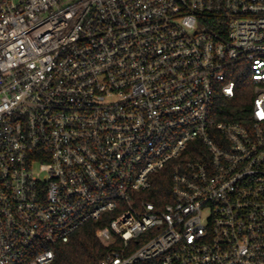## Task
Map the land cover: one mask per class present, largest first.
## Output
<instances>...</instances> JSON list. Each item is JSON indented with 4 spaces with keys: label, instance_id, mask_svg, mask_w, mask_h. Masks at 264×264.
I'll use <instances>...</instances> for the list:
<instances>
[{
    "label": "built area",
    "instance_id": "1",
    "mask_svg": "<svg viewBox=\"0 0 264 264\" xmlns=\"http://www.w3.org/2000/svg\"><path fill=\"white\" fill-rule=\"evenodd\" d=\"M88 223L97 264H264V0H0V264Z\"/></svg>",
    "mask_w": 264,
    "mask_h": 264
},
{
    "label": "trees",
    "instance_id": "2",
    "mask_svg": "<svg viewBox=\"0 0 264 264\" xmlns=\"http://www.w3.org/2000/svg\"><path fill=\"white\" fill-rule=\"evenodd\" d=\"M244 88L249 90V77L240 79ZM248 103L253 95L243 93ZM165 171L157 175L153 189L149 192L151 199L161 203L170 200L167 193L170 191V180ZM166 195V197H165ZM104 223H88L81 226L68 242L59 243L55 247V258L52 264H97L104 256L106 245L100 236V229Z\"/></svg>",
    "mask_w": 264,
    "mask_h": 264
},
{
    "label": "rangeland",
    "instance_id": "3",
    "mask_svg": "<svg viewBox=\"0 0 264 264\" xmlns=\"http://www.w3.org/2000/svg\"><path fill=\"white\" fill-rule=\"evenodd\" d=\"M105 242H107V240L106 239H103Z\"/></svg>",
    "mask_w": 264,
    "mask_h": 264
}]
</instances>
